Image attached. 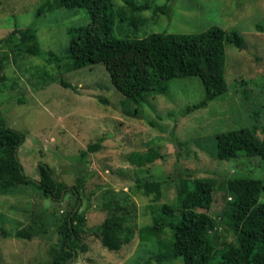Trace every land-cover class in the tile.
Listing matches in <instances>:
<instances>
[{"label":"rangeland","instance_id":"obj_1","mask_svg":"<svg viewBox=\"0 0 264 264\" xmlns=\"http://www.w3.org/2000/svg\"><path fill=\"white\" fill-rule=\"evenodd\" d=\"M42 1L0 0V39L15 27H31L41 51L38 56L16 53L7 59L0 115L7 126L25 134L17 151L25 175L37 180V165L44 163L66 188L58 197H45L34 184L16 181L0 168V178L15 183L5 193L0 188V264H49L61 239L59 226L76 206L89 228L80 235L77 256L69 264H183L180 257L156 260L158 245L140 242L138 228L153 222L162 203H175L180 181L188 174L213 179V201L206 212L215 218L227 204L228 176L264 177L259 157L221 160L215 155L216 134L225 130L254 126L255 135L264 139V0H135L171 5L169 16L143 10L139 15L144 22L137 29L129 13L124 20L114 14L112 34L118 38L197 33L211 25L243 37V49L225 46L227 92L186 114L184 107L204 96L199 77L172 78L164 93H149L140 103L137 98L129 101V92L140 87L153 67L150 58L135 52L71 69L69 29L89 23L90 14L50 0L45 12L36 15ZM122 6L124 0H112L115 11ZM99 137H104L102 146L81 158V150ZM136 151L159 157L134 165L130 157ZM140 179L164 181L158 202L134 189ZM77 184L80 194L75 195ZM125 196L134 237L118 250H108L92 228L109 212L106 202ZM258 202H264V194ZM17 229L30 230L32 236L16 237ZM171 235L165 227L157 240L166 244ZM212 235L216 246L235 240L227 226ZM217 259L218 254L213 262Z\"/></svg>","mask_w":264,"mask_h":264},{"label":"trees","instance_id":"obj_2","mask_svg":"<svg viewBox=\"0 0 264 264\" xmlns=\"http://www.w3.org/2000/svg\"><path fill=\"white\" fill-rule=\"evenodd\" d=\"M60 2L69 8H85L90 14L89 23L69 29L68 57L71 60V69L104 63L135 52L145 53L150 58L153 67H149L140 87L129 92V101L137 98L140 103L149 93H164L167 82L172 78L197 76L203 85L204 96L197 102L186 105L183 113L205 107L211 100L228 90L225 80L226 44H231L237 49H243L245 46L244 39L238 32L223 29L218 25H211L197 33L153 32L143 37L113 36L112 22L115 13H118L122 20L129 13L130 24L137 29L139 24L144 22L139 13L152 8L155 14L169 16L170 3L153 6L148 1L137 3L135 0H124L125 6L115 11L112 8V0H59ZM49 4L50 0H43L37 7L36 15L45 12ZM35 31L31 27H15L0 39V83L6 79L3 69L10 55H40ZM60 82L63 86H68L64 80L61 79ZM24 140L25 134L7 126L0 115V168L16 181L34 184L45 197L60 196L66 185L53 178L47 164L37 165V180L25 175L17 157L18 148ZM103 140L104 137H99L95 142L88 144L81 150L80 157L84 158L87 153L97 151ZM155 155L159 157L152 151H136L131 155L130 161L134 165L142 166L151 163ZM215 155L221 160L239 155L259 157L264 172V139L255 135L254 126L217 133ZM188 176L180 181L175 203H162L153 222L138 228L140 242L158 245V261H172L180 257L183 264H264V202H258L259 197L264 194V177L255 178L248 174L228 176L225 183L227 204L221 215L215 218L206 212L213 201V179L192 177L189 174ZM9 182L0 178L3 193L15 184L14 181ZM163 185L164 181L140 179L135 181L134 189L151 196L152 202H158ZM79 186L80 184L73 185L75 195L80 194ZM127 197L106 202L105 207L109 212L99 225L92 228L101 244L108 250H118L134 237L132 214L124 206ZM152 208L154 209V206ZM222 226H227L233 232L235 240L223 241L220 246H216L212 232ZM165 227L172 230L171 240L166 244L157 240L158 232ZM88 228L85 215L78 208L71 209L59 226L61 239L57 242L58 250L52 254L53 258L49 264H69L72 258L77 256L80 235ZM14 234L24 238L32 236L31 231L27 229H17ZM216 254L218 259L213 262Z\"/></svg>","mask_w":264,"mask_h":264},{"label":"water","instance_id":"obj_3","mask_svg":"<svg viewBox=\"0 0 264 264\" xmlns=\"http://www.w3.org/2000/svg\"><path fill=\"white\" fill-rule=\"evenodd\" d=\"M77 206L74 208V210H76ZM68 219L70 220V216L68 217Z\"/></svg>","mask_w":264,"mask_h":264},{"label":"clouds","instance_id":"obj_4","mask_svg":"<svg viewBox=\"0 0 264 264\" xmlns=\"http://www.w3.org/2000/svg\"><path fill=\"white\" fill-rule=\"evenodd\" d=\"M77 208H78V207H77ZM77 208H76V209H77ZM69 216H70V215H69ZM138 238H139V237H138ZM114 251H115V250H114Z\"/></svg>","mask_w":264,"mask_h":264}]
</instances>
